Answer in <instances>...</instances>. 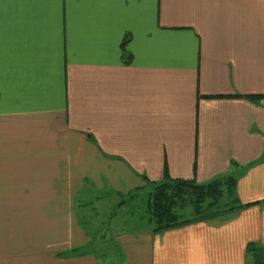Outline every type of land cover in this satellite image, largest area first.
Returning a JSON list of instances; mask_svg holds the SVG:
<instances>
[{
    "label": "crops",
    "instance_id": "1",
    "mask_svg": "<svg viewBox=\"0 0 264 264\" xmlns=\"http://www.w3.org/2000/svg\"><path fill=\"white\" fill-rule=\"evenodd\" d=\"M165 174L235 178L227 212L89 236L80 203ZM251 247L264 264V0H0V264H255Z\"/></svg>",
    "mask_w": 264,
    "mask_h": 264
},
{
    "label": "trees",
    "instance_id": "2",
    "mask_svg": "<svg viewBox=\"0 0 264 264\" xmlns=\"http://www.w3.org/2000/svg\"><path fill=\"white\" fill-rule=\"evenodd\" d=\"M121 49L124 50V43L121 44ZM235 184V178L231 176L215 179L207 184H197L194 180L172 179L165 174L162 181L152 183L145 198L144 208L148 221L153 223V232L160 233L193 221L225 214V199L233 196ZM138 190L144 191L142 188L132 191L126 195L127 198L121 199L115 210L122 204L135 200ZM91 204L92 202L82 204L79 208L84 210L90 207L93 210ZM187 207L191 209L192 217L183 220L181 211ZM249 249L255 257V264H262L261 249Z\"/></svg>",
    "mask_w": 264,
    "mask_h": 264
},
{
    "label": "rangeland",
    "instance_id": "3",
    "mask_svg": "<svg viewBox=\"0 0 264 264\" xmlns=\"http://www.w3.org/2000/svg\"><path fill=\"white\" fill-rule=\"evenodd\" d=\"M139 189V188H138ZM144 189V188H142ZM150 188L144 189V191L137 192L138 197L133 201H128L126 204L115 210L119 203H121L122 198H127L123 195H102V200H90L89 202L93 204L94 209L84 208L79 210L80 220L84 217L83 222L87 224L86 229L89 236L92 239L103 238L112 239L113 231L116 229L133 228L135 226H140L142 221L140 219H147L143 224L144 226L149 224L148 215L145 212L144 203L145 198ZM88 202H82V204H87ZM91 204V205H92ZM79 205V206H80ZM181 219H189L192 217L191 209L189 207L181 211ZM114 221L113 224H109ZM121 223V224H120ZM108 224L112 227H109ZM106 225V226H105ZM122 225V226H121ZM109 227V228H108ZM108 230L111 228L110 231ZM106 229V230H105ZM115 234V233H114ZM103 245V244H102Z\"/></svg>",
    "mask_w": 264,
    "mask_h": 264
}]
</instances>
